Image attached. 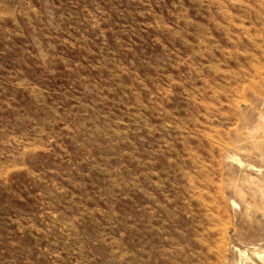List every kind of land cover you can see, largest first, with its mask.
Here are the masks:
<instances>
[{
    "label": "rangeland",
    "instance_id": "rangeland-1",
    "mask_svg": "<svg viewBox=\"0 0 264 264\" xmlns=\"http://www.w3.org/2000/svg\"><path fill=\"white\" fill-rule=\"evenodd\" d=\"M0 264H264V0H0Z\"/></svg>",
    "mask_w": 264,
    "mask_h": 264
}]
</instances>
